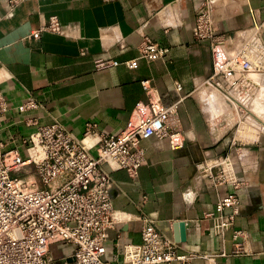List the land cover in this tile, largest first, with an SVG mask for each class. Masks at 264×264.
<instances>
[{
	"label": "crops",
	"instance_id": "1",
	"mask_svg": "<svg viewBox=\"0 0 264 264\" xmlns=\"http://www.w3.org/2000/svg\"><path fill=\"white\" fill-rule=\"evenodd\" d=\"M199 1L24 0L11 7L0 0V89L9 106L0 140L7 150L33 157L30 138L38 124L56 120L76 138L84 136L87 123L99 132L122 131L147 100L145 78L165 105L179 102L169 125L181 132V147L154 136L143 139L146 161L135 177L103 164L117 218L104 255L113 264H124V245L139 244L148 221L174 241V224L186 222V240L176 242L181 252L196 254L198 264H264V0L212 2V19L229 52L245 50L254 65L235 103L206 84L213 57L209 42L194 37ZM54 15L64 31L34 37ZM144 36L170 48L166 60L139 58ZM99 60L118 64L101 67ZM130 60H137L135 67ZM29 100L38 105L20 110ZM226 154L239 187H215L205 175L203 165ZM21 174L40 184L33 166ZM234 192L240 198L234 225L218 233V200ZM238 230L242 235L236 237ZM238 244L243 252H235ZM74 248L54 242L50 255L59 261Z\"/></svg>",
	"mask_w": 264,
	"mask_h": 264
},
{
	"label": "built area",
	"instance_id": "2",
	"mask_svg": "<svg viewBox=\"0 0 264 264\" xmlns=\"http://www.w3.org/2000/svg\"><path fill=\"white\" fill-rule=\"evenodd\" d=\"M23 1L8 0L11 7ZM213 1L198 2L194 37L208 41L211 47L213 71L206 84L235 103V95L244 92L254 65L245 50L229 52L228 39L218 32L212 19ZM43 31L62 33L64 27L54 15L33 36L38 38ZM169 53L170 48L149 36H144L139 45V58L148 61L166 60ZM136 61L130 60L127 64L135 67ZM110 64L116 65L118 61L97 62L101 67ZM141 83L147 100L138 104L120 132H99L92 123H87L84 136L76 138L58 120L38 124L30 138L36 154L27 160L17 149L7 150L0 140V264H113L104 255L108 229L117 218L111 197L112 180L103 164L124 169L135 177L146 161L143 139L154 136L168 139L173 149L181 147V132L169 125L177 114L179 102L167 106L151 79L145 78ZM176 88L183 90L180 83ZM37 105L29 100L19 108L23 111ZM8 109L0 89V128ZM90 138L93 142L88 144ZM30 165L40 184L21 174ZM203 168L215 187L240 185L227 154L207 162ZM239 206L240 198L235 192L218 200V214L213 216L218 233L233 227ZM227 208H232L231 214L224 213ZM241 235V230L235 232L236 237ZM54 242L73 244L72 256L56 261L50 255ZM235 252H243L241 244ZM196 258L194 253L181 252L177 242L163 234L153 221L144 224L139 244L124 245V264H198Z\"/></svg>",
	"mask_w": 264,
	"mask_h": 264
},
{
	"label": "water",
	"instance_id": "3",
	"mask_svg": "<svg viewBox=\"0 0 264 264\" xmlns=\"http://www.w3.org/2000/svg\"><path fill=\"white\" fill-rule=\"evenodd\" d=\"M175 229V241L183 242L187 237V223L184 221H178L174 224Z\"/></svg>",
	"mask_w": 264,
	"mask_h": 264
},
{
	"label": "bare ground",
	"instance_id": "4",
	"mask_svg": "<svg viewBox=\"0 0 264 264\" xmlns=\"http://www.w3.org/2000/svg\"><path fill=\"white\" fill-rule=\"evenodd\" d=\"M227 100H228V99H227ZM229 102H230V101H229ZM229 102H228V103H229ZM231 105H232V104H231Z\"/></svg>",
	"mask_w": 264,
	"mask_h": 264
}]
</instances>
